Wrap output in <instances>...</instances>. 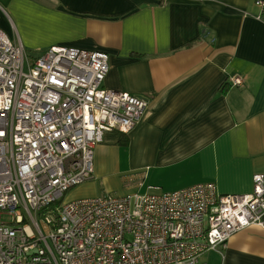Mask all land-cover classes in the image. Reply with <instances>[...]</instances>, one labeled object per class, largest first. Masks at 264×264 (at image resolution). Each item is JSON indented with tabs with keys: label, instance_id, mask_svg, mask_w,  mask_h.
Masks as SVG:
<instances>
[{
	"label": "crops",
	"instance_id": "obj_1",
	"mask_svg": "<svg viewBox=\"0 0 264 264\" xmlns=\"http://www.w3.org/2000/svg\"><path fill=\"white\" fill-rule=\"evenodd\" d=\"M256 1L0 0V28L27 55L103 51L104 88L150 103L129 134H105L94 179L66 201L209 182L222 195L253 192L254 176L264 174V20ZM233 77L244 85L231 87ZM202 260L264 264V230L251 226Z\"/></svg>",
	"mask_w": 264,
	"mask_h": 264
},
{
	"label": "built area",
	"instance_id": "obj_2",
	"mask_svg": "<svg viewBox=\"0 0 264 264\" xmlns=\"http://www.w3.org/2000/svg\"><path fill=\"white\" fill-rule=\"evenodd\" d=\"M109 71L107 53L67 47L32 63L0 28V264H206L239 232L264 230V174L246 195L209 182L61 203L94 179L105 134H129L149 108L105 89Z\"/></svg>",
	"mask_w": 264,
	"mask_h": 264
},
{
	"label": "rangeland",
	"instance_id": "obj_3",
	"mask_svg": "<svg viewBox=\"0 0 264 264\" xmlns=\"http://www.w3.org/2000/svg\"><path fill=\"white\" fill-rule=\"evenodd\" d=\"M27 56H28L29 60H30L32 63H33V61H34V60L36 59V57H37L36 54H28ZM70 192H71V191H69V192L67 193L66 197H68V195H69V196L71 195ZM128 193H129V192H128ZM66 197H65L64 199L61 200V203H64V201L67 200ZM4 220H7V218L4 217Z\"/></svg>",
	"mask_w": 264,
	"mask_h": 264
}]
</instances>
